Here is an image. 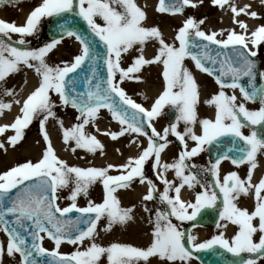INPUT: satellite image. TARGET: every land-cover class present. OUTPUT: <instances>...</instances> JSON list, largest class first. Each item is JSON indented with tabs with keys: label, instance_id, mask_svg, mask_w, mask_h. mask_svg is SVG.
I'll use <instances>...</instances> for the list:
<instances>
[{
	"label": "snow or ice",
	"instance_id": "obj_1",
	"mask_svg": "<svg viewBox=\"0 0 264 264\" xmlns=\"http://www.w3.org/2000/svg\"><path fill=\"white\" fill-rule=\"evenodd\" d=\"M4 2L8 0H0V3ZM11 2L17 3L19 0ZM199 3L202 4L203 0H199ZM260 3L264 5V0H260ZM212 4L222 8L227 6L233 14V23L238 25L241 32L221 30L206 34L200 28L203 19L197 21L188 17L178 29L174 41L167 43L157 26H144L142 22L146 20V13L137 6L135 0H41L27 15L23 26L0 20V96L14 95L13 90L3 88V83L9 74L21 71V65L32 69L39 78L38 86L23 100L20 115L10 125L0 126V134L8 128L14 130L15 134L7 139L11 146H15L23 139L24 129L34 119H39L40 133L45 144L36 162L29 160L0 173V231L7 237L6 255L9 258L15 260L18 255L19 264H45L43 259H37L44 257L49 258L46 264H104L103 258H106L107 264H152L150 258H158L167 264H191L196 258L193 253L214 252L216 246L237 257L241 253L264 254V176L255 184L251 182L258 155H264V86H257V77L264 81V70H259L253 59L258 55L253 49L264 42V23L250 30L243 20L237 19L241 15L261 19L256 11H250V5L237 8L234 0H212ZM186 6L196 8L198 4L193 0H168L167 3L166 0H159L156 10L182 14ZM72 14L86 22L90 32L104 47L103 55L95 51L93 41L86 40L72 29L68 21ZM46 17H57L64 22L58 23L61 29L59 36L44 46L31 50L21 49L4 39L10 41V33L19 34L16 43L25 45L24 37L34 35L41 19ZM97 18L103 21V25L96 22ZM225 31L226 38L217 39L218 36L223 37ZM65 36H75L81 45L79 54L74 55L71 61L50 65L46 57ZM150 41H155L159 47L153 58L146 59L143 55L144 47ZM137 45L135 51L139 55L133 58L126 69L121 68L122 53L127 54ZM212 45L230 49V54L226 52L220 57L217 53L213 56ZM186 58L194 62L198 71L214 77L219 90L204 101L207 106L214 107V119L198 117L199 86L191 71L184 66ZM100 60L106 66V76H101L98 71ZM86 63L88 71L85 73L82 66ZM152 64L162 65L163 90L148 110L126 95L120 84L132 79L143 82L140 76L132 74L140 73L144 66ZM206 64L219 65L215 70L218 74L214 73L212 67H206ZM245 78L246 86L241 84ZM81 85L84 91L80 90ZM225 89H239L243 101L258 102L260 107L249 110L244 102L237 103L234 94H226ZM51 93L58 95L62 106L76 109L78 115L75 119L78 123L64 128L63 121L57 118L54 111L56 104L51 99ZM13 102L20 103L18 100ZM166 105L176 110V122L165 127L161 134L152 122L162 114ZM10 108V102L0 99V111ZM100 109H106L120 125L118 132H104L103 135L113 141L125 134L146 136L147 147L137 157H130L119 166H69L55 154L46 130L47 121L50 118L57 121L63 142L69 145L73 153L77 149L89 153L99 150L103 155L102 143L86 131V125L90 122L95 127ZM181 122L184 124L182 133L177 131ZM197 123L200 134L193 130ZM257 125L261 126L259 131L253 128ZM145 126L151 129L150 136ZM244 128L249 129L248 135L243 133ZM170 134L176 137L184 150L179 152L178 158L172 163H161V153L169 143ZM187 140L193 141L195 146L189 149ZM137 146L140 147L139 144ZM205 146H208V150H216L215 161L203 168L190 164L191 158L206 150ZM0 149H5L3 143H0ZM151 157L155 158L153 171L157 167L160 169L156 179L164 186L162 192H158L153 180L147 179L143 173L145 162ZM223 160H230L236 167L247 165L246 179H241L236 171H232L223 176L221 183L219 166ZM192 169L197 171L193 172ZM110 170H118L122 174L109 175ZM169 170L174 172L178 183L166 178ZM201 173L211 175L215 180L214 187L223 196L220 221L238 227L230 239L224 237L226 223H217V228L222 229L219 234L198 243L195 235L188 233L186 236L172 222V218L180 222L194 221L201 209L216 204L218 194L214 190L210 191L213 185L201 183L198 179ZM135 178H139L142 184L147 182L148 191L142 197V202L155 200L166 206L164 210L158 207L154 215L147 206L144 208L153 226L152 240L143 249L119 242L102 246L96 242L99 221L105 220L102 231L110 232L114 226L123 227L133 220L134 206L121 207L115 193L118 188H128ZM98 182L103 186L102 202L93 203L88 200L86 207H78V197L87 198L89 188ZM197 185L202 190L196 193L194 203L180 198L184 186L193 189ZM65 189L69 191L65 199L71 203L61 207L58 193ZM250 192L255 199V207L251 212L237 207L234 202L240 194L247 195ZM188 209H191V213ZM70 213L78 215L72 217L68 215ZM257 220L258 223H254ZM257 233L259 240L254 242ZM45 236L57 248L62 243H68L76 246L77 250L70 255L48 251L42 246ZM85 241L89 243L85 244ZM81 247L83 250H80ZM4 254L5 246L0 242V264ZM239 264H257V260L246 259Z\"/></svg>",
	"mask_w": 264,
	"mask_h": 264
},
{
	"label": "bare ground",
	"instance_id": "obj_2",
	"mask_svg": "<svg viewBox=\"0 0 264 264\" xmlns=\"http://www.w3.org/2000/svg\"><path fill=\"white\" fill-rule=\"evenodd\" d=\"M29 0H19L17 3L9 2L6 6L3 7V9H0V17L13 21V22H23L26 18L27 12L29 9H31V6L35 3H28ZM41 0H37L36 3L40 2ZM193 2L198 4L197 9H201V4L199 3V0H193ZM135 3L137 6H139L142 11L146 13V20L142 23L146 27H152L157 26L159 31L162 33V36L167 43H172L174 41L175 35L180 27V24L182 23V20H180L179 15H168V14H162L158 12L156 7V0H135ZM235 5L237 8L243 7L244 5H250V11H256L258 15L261 17V19H253L250 17H246L244 15L239 16L237 19L243 20L247 25L248 28L254 29L255 27L259 26L260 24L264 23V5H261L260 0H234ZM18 5V6H17ZM155 6V7H154ZM220 7V6H219ZM7 8V10H6ZM10 14H8V13ZM9 15V16H8ZM11 15H14V19H8V17H12ZM213 20L216 22V20H219L218 28L212 30L211 32H220L221 30H234L237 33L241 32V29L238 27L237 24L233 23V14L228 9L227 6L220 7L218 12L212 17ZM96 22L98 24L103 25V21L99 18H97ZM210 29L209 26H205ZM225 34L227 32L225 31ZM77 48L79 49L80 43L78 41L75 42ZM138 47L134 46L132 50H129V52L122 55L121 60V68L126 69L128 66L131 65L133 62V58L137 57L139 53L135 51V48ZM159 45L155 41L147 42L144 47V57L146 59H151L155 56L157 48ZM74 48V46L70 43V40L67 38H64L60 44L57 45V47L48 54L46 57L47 62L50 65H58L59 60L63 58L62 52L65 50H71ZM249 48L251 49V45H249ZM192 61V60H190ZM187 62V60L185 61ZM189 62V61H188ZM187 62V68L191 71L192 75L195 78V81L197 82L199 88V103L197 105V114L199 118H208V119H214L215 115V109L214 107L207 106L204 101L211 97L212 94L216 93L219 89L218 86L215 85V83L210 79L207 75L200 73L197 69L192 67L191 64ZM22 68V66H20ZM23 69V68H22ZM19 72H16L14 74H11L9 78L11 81H8L6 84L4 83L3 88L4 89H11L13 90L14 95L13 96H0V99H3L5 102L11 103V108L6 109L3 111H0V126L8 125L9 123H13L16 115H18L19 109L22 106L23 100L29 95L35 87L38 86V76L33 70H22ZM133 76H140L142 78L143 82H136L134 79L127 80L124 85L120 84L122 88L130 90L133 94L135 93L138 96V101L142 102L145 106L147 104H150V102L154 99V96L157 94L158 91L161 90L163 87V77H162V65L159 64H152V65H146L142 68L140 73L132 74ZM7 85V86H6ZM2 91V89H0ZM226 94L228 95H235L237 97V103L244 102L246 105V108L249 110H257L258 104L250 101H243L241 97V93L239 89H225L224 90ZM137 99V98H136ZM14 100L20 101V103L13 102ZM78 114V113H77ZM20 115V114H19ZM103 120L110 119V115H108L106 112L102 113ZM57 118L63 121L64 128H68L71 121H74L76 118V115L71 110H68L67 112H60L56 115ZM242 119V118H241ZM106 121H104L106 123ZM157 124H159V127H161V124H164V120H162L161 116L157 118ZM97 126L102 130L105 129L106 131H111L110 127L112 129H118L116 126L117 124H111V125H100V120L96 123ZM91 126V125H90ZM87 128V127H86ZM46 130L49 135L51 145L55 151V154L57 157L63 161H65L69 166H78L81 168H88V167H97V168H103L107 167V165L111 164L114 166H119L121 164H124L127 162L129 157L131 156L134 158L135 154L137 153V150L133 146H122L120 148V151L117 155L112 153V146L115 142H112L111 140H104L103 144L105 143L107 146H111V148L104 149L105 153L103 157H100L97 153H89L83 149H77L74 153L71 151L69 145H66L63 142L62 138V132L59 129V125L57 124L56 120L49 119L46 123ZM178 131L183 132L184 131V124L181 122L178 124ZM194 132L196 134L200 131V126L197 123L194 126ZM88 131V129H86ZM11 135L13 133L9 131ZM0 139L1 134H0ZM28 138H24L15 146L5 145V149H0V167L4 165L5 160H10L11 165H18L20 163H16L17 159L20 157L21 163L28 161L29 159L32 162H36L42 155V151L45 148V144L43 140L39 143L37 142L35 136H30ZM118 140V139H117ZM120 140V139H119ZM191 141V140H187ZM72 146H74L73 142H70ZM136 150V151H135ZM176 154L174 150V146L172 144H168L165 150L162 153V160L166 162V160L169 158L171 162H173V155ZM23 160V161H22ZM257 160L258 167L254 171L252 175V183L255 184L259 181L261 178V173L264 170V155H258ZM9 165V166H11ZM231 164L227 161H223L221 165L219 166V172H220V181H223V172L226 170L231 169ZM236 167V166H235ZM244 167L245 165L239 166L237 169L239 171V175L246 176L244 173ZM4 170V169H2ZM0 170V171H2ZM119 171H112L110 170L109 173H117ZM171 175L169 174V177ZM168 178V176H167ZM95 189L97 188L96 185ZM93 185L89 188L88 196L85 198L79 197L77 200H85V199H93L94 201L96 198H100V185L95 190H93ZM159 192H162L163 190V184H157ZM144 190L143 184H135V182H132L128 188L119 189L116 191L115 195L117 198L120 199V205H123V208L133 207L135 205L138 206V208H134L133 210V220L129 221L125 226H114L113 229L110 232H104L102 230H99L97 242L101 244L102 246H107L110 243L113 242H119L123 244H140L141 246H138L140 248H146L151 240V232H147L148 228L142 229L141 227H138L137 218L140 216V214H144L143 211L140 210L145 205H142V198H141V191ZM62 191V190H61ZM65 191H68L65 189ZM144 192V191H143ZM68 195H64L62 199L67 197ZM99 196V197H98ZM180 196L185 200L189 196H191V192H186L185 189H183L180 193ZM61 197V196H60ZM93 201V202H94ZM70 202L69 200L67 203ZM237 205V207L241 209H247L249 212L254 210L255 207V199L254 194L249 193L247 195L240 194L238 198L234 201ZM88 203H82L79 205H87ZM136 215V216H135ZM219 223L227 224V228L224 231V237H232L235 232L238 230V227L235 225L230 224L226 221H219ZM254 223H258V220ZM210 228H197L193 231V234H197L200 240L204 238L205 236H213L214 230H209ZM213 234V235H212ZM259 240V233L254 235V242H258ZM0 242H2L5 246V254L3 255L2 264H19L18 259L12 260L6 255V243H7V237L6 235L0 231ZM17 257V256H16ZM152 264H167V262H160L158 258H150ZM104 264H107L106 258H103ZM143 264V262H141ZM178 264V262H177ZM191 264H197L196 261H191Z\"/></svg>",
	"mask_w": 264,
	"mask_h": 264
},
{
	"label": "rangeland",
	"instance_id": "obj_3",
	"mask_svg": "<svg viewBox=\"0 0 264 264\" xmlns=\"http://www.w3.org/2000/svg\"><path fill=\"white\" fill-rule=\"evenodd\" d=\"M36 1L37 0H29L28 3L29 4H31V3L37 4ZM9 2H11V0H8V2L0 3V9H3V7L6 6ZM197 7L196 8H192V7L186 6L185 11L182 14H179L180 20H182L184 22L188 17H193L197 21L203 19L204 20V23L200 26V28H201V30L205 31L206 34H210L211 33V29L212 30L219 29L218 28L219 20H216V22H215L212 17L218 12V10H219L220 7L214 6L212 4V0H203V3L201 4V9H197ZM6 10H7V8H6ZM8 14H10V13H8ZM8 16H6V18L12 19V20L14 19V15H11L12 17H8ZM47 19H48V17L41 19L39 28L35 32L34 35L24 37V39L26 41V44L25 45H19V44L16 43V41L20 38L19 37V34H11L10 33L9 34L10 37H11V40L10 41H8L7 38H4V39L6 40V42L10 43L12 46H15V47H18V48H21V49H24V48H28L29 50H31V49H38V48L44 46L46 43H49L51 41V40H49L47 38V35L45 34V31H44V28H45V25L44 24H45V22H46ZM205 26H209L210 29L207 28V27H205ZM226 35L227 34H225L223 37L218 36L217 39H224V38H226ZM64 38L69 39L70 40V43L74 46V48H72L71 50H67V51L64 50L62 52L63 58L61 60H59L60 61L59 64H61L62 61H71L73 59L74 55H76V54L79 53V49L77 48V46L75 44L76 39H74L73 37H67V36H65ZM255 50L258 52L257 57L261 61V70H264V42H262L259 46H257V48ZM5 55H7V53H5ZM122 55H123V53H122ZM188 59L189 58H186L185 61L187 60V62H188ZM185 61L183 63H184V66L187 67V62H185ZM188 63L190 64V62H188ZM21 66H22V68L24 70H32V69H28L27 67H25L23 65H21ZM9 75L11 76V74H9ZM8 76H7V78L10 77V76L9 77ZM10 79L6 80V82H4V83L6 84L8 81H11ZM118 79H119V77H118V74H117V80ZM126 81L127 80H125L121 84L124 85V83ZM4 83H3V86H4ZM120 87H121V85H120ZM125 93H126V95H129V96H132L133 95V96L136 97V94L135 93L133 94L131 91H128L127 90V92L125 91ZM50 95H51V99L56 104V107L54 109L56 115L59 114L60 112H64V111L67 112L68 110H70L69 108H71V107H69V106H62L60 104L58 95H56L55 93H51ZM258 106L260 107V105H258ZM161 118H164L163 113L161 115ZM103 119H104L103 118V115L102 114H98V118L95 120V127H93V124L91 122L88 125H86V127H87L86 129L89 130V131H87V133L92 134V135H95L96 138L104 146V148H103V155H101V153H100L99 150H97L95 153L99 154L100 157H103L104 156V153H105L104 149L111 148V146H112V153L118 156V154H120L119 153L120 148L122 146L125 147V145L127 146L128 145L127 143L130 142L132 139L135 138V134H134V137L133 136L132 137H126V138H124V140L123 139L121 140L120 138H118V140L113 141L112 139H110L112 142H115V144L114 145H111V146H107L105 143L103 144L104 140H106L107 137L105 135H103L102 132L97 131V129H99V127L96 126V123L98 122V120H100V123L103 124L104 123L103 122ZM78 122L79 121H76V119H74V121H71V123L69 124L68 128H70L74 123H78ZM109 123L111 124V123H113V121L112 120L106 121V125H108ZM114 132H117V131L115 130ZM2 136L3 137H2V139H0V143L6 144L5 140H3V138L4 139H7L9 136L7 135V133L5 134V132L2 134ZM30 136H35L37 142H39V143L42 142L41 140L43 139V137H42V135L40 133L39 119H34L32 121V123L28 126V128L24 129V138L26 137V138H28V140H30L29 139ZM108 138H110V137H108ZM168 141L170 142V138L169 137H168ZM117 149H119V151H117ZM21 159H23V158L20 157L19 159H17L16 163H21V161H20ZM150 161H151V159H149L148 161L145 162V165L147 167H143V173H144V176L146 178L150 177L151 179H153L152 178V175H150V172H149V164H150ZM3 163H4V165H2L0 167V170L3 169V168H6L9 165H11V164L8 165V163H10V160H5ZM195 163H198L199 165H202V166H207V164H208V162H206V160L203 157L202 158H200V157L196 158ZM112 171H118V170H112ZM94 185H96V187L98 188L99 187V182L96 183V184H94ZM93 188H94L93 190L96 191L97 188L95 189V186ZM142 192H143V189H142L141 193ZM58 194H59V196H61V200L59 201V204H61V205L66 204L68 200L67 199H64V198L62 199V197H64V195H68L69 194V191L62 190ZM80 197L83 198V196H80ZM88 200H91L92 202L94 201L93 199L90 198V199H85V200H82V201L81 200H77L76 203L77 204L88 203ZM118 200L120 201L119 198H118ZM97 201H98V198H96V200L93 203H98ZM141 204L142 205H145V206H147V208L151 209L153 215L155 213V210L158 207L161 210H164L165 207H166L165 205L158 204V202L155 201V200L154 201H146V202H143ZM145 206H143L142 208H140V210L143 211L144 214H140V216L136 217L137 218V221L136 222L138 223V227H141L142 229H145V228L147 229L148 228L147 232H151L153 226L149 222V219H150L149 213H147V212L144 211ZM121 207H123V205ZM134 208H138V206L135 205ZM105 224H106V221L105 220L102 219L101 221H99L98 222V227H97V232L99 230H102L104 228ZM209 230H211V229H209ZM205 238H206V236L204 238H202V239H205ZM196 239L199 240L200 238L199 237H196ZM87 243H89V242L88 241H85V244H87ZM44 244H45V247H47V248H50V249H58L59 251L68 252L69 254H71L73 251H76L77 250V247L74 246V245H65L64 244V245H60L57 248L55 244H52V243H50L48 241H44ZM130 245L136 246V247L141 246L140 244H138V245L135 244L134 245V243H132ZM80 250H83V248L81 247ZM250 254L251 255H256V257H253V259H256L257 260V264H264V254H252V253H250Z\"/></svg>",
	"mask_w": 264,
	"mask_h": 264
},
{
	"label": "water",
	"instance_id": "obj_4",
	"mask_svg": "<svg viewBox=\"0 0 264 264\" xmlns=\"http://www.w3.org/2000/svg\"><path fill=\"white\" fill-rule=\"evenodd\" d=\"M73 17H68V21L71 24L72 29L77 33H81L83 35L84 32L86 31L84 25L81 24V22L76 21ZM76 24L79 25V27ZM50 29L52 30L53 33L61 32V29L57 26L56 23L52 27L50 26ZM255 60L256 63H258L257 59ZM246 82L247 81L245 78L244 80L241 81V84L246 86ZM257 86L258 87L263 86V83L261 82L259 77H257ZM211 155L213 156V158L217 157V153H211ZM197 257L203 264H237L238 262L242 261V259L240 258H238L237 260H231L227 256L225 255L220 256V253L215 254V252L211 250L201 251L200 253H198Z\"/></svg>",
	"mask_w": 264,
	"mask_h": 264
},
{
	"label": "flooded vegetation",
	"instance_id": "obj_5",
	"mask_svg": "<svg viewBox=\"0 0 264 264\" xmlns=\"http://www.w3.org/2000/svg\"><path fill=\"white\" fill-rule=\"evenodd\" d=\"M201 167V166H200ZM201 168H203V167H201ZM194 171L195 170H197V169H193ZM208 177H209V174L208 173H201L199 176H198V179L199 180H202V181H207V179H208Z\"/></svg>",
	"mask_w": 264,
	"mask_h": 264
}]
</instances>
